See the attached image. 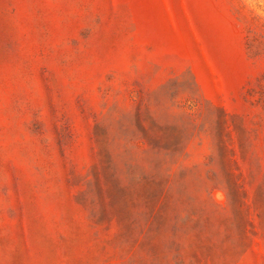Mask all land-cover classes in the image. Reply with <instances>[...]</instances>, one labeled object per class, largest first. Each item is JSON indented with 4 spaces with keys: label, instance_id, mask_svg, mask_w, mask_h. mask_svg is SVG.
Returning <instances> with one entry per match:
<instances>
[{
    "label": "rangeland",
    "instance_id": "374dc122",
    "mask_svg": "<svg viewBox=\"0 0 264 264\" xmlns=\"http://www.w3.org/2000/svg\"><path fill=\"white\" fill-rule=\"evenodd\" d=\"M0 264H264V0H0Z\"/></svg>",
    "mask_w": 264,
    "mask_h": 264
}]
</instances>
